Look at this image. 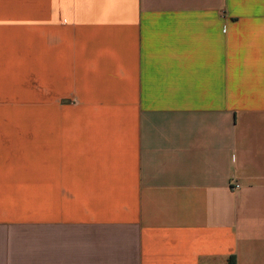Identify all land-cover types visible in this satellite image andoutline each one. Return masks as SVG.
Returning <instances> with one entry per match:
<instances>
[{
  "label": "crops",
  "instance_id": "1",
  "mask_svg": "<svg viewBox=\"0 0 264 264\" xmlns=\"http://www.w3.org/2000/svg\"><path fill=\"white\" fill-rule=\"evenodd\" d=\"M0 264H264V0H0Z\"/></svg>",
  "mask_w": 264,
  "mask_h": 264
},
{
  "label": "rangeland",
  "instance_id": "2",
  "mask_svg": "<svg viewBox=\"0 0 264 264\" xmlns=\"http://www.w3.org/2000/svg\"><path fill=\"white\" fill-rule=\"evenodd\" d=\"M29 13V12H28ZM33 14H34V18H38V17H40V12H32Z\"/></svg>",
  "mask_w": 264,
  "mask_h": 264
},
{
  "label": "built area",
  "instance_id": "3",
  "mask_svg": "<svg viewBox=\"0 0 264 264\" xmlns=\"http://www.w3.org/2000/svg\"><path fill=\"white\" fill-rule=\"evenodd\" d=\"M239 188H240V184H235V185H234V189H235V190H238Z\"/></svg>",
  "mask_w": 264,
  "mask_h": 264
}]
</instances>
